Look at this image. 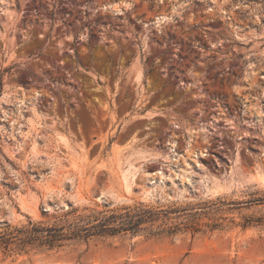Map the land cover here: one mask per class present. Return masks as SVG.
Wrapping results in <instances>:
<instances>
[{"label":"rangeland","instance_id":"374dc122","mask_svg":"<svg viewBox=\"0 0 264 264\" xmlns=\"http://www.w3.org/2000/svg\"><path fill=\"white\" fill-rule=\"evenodd\" d=\"M260 198L264 0H0V226L179 228L0 264H264Z\"/></svg>","mask_w":264,"mask_h":264},{"label":"trees","instance_id":"16d2710c","mask_svg":"<svg viewBox=\"0 0 264 264\" xmlns=\"http://www.w3.org/2000/svg\"><path fill=\"white\" fill-rule=\"evenodd\" d=\"M264 203V198L256 199ZM92 212L86 214L85 212ZM169 212L145 207H125L118 210L93 211L72 207L64 212L62 220L52 224L33 222L28 219L21 226H0V253L8 257L35 253L58 252L76 243H87L95 238L115 237L145 233L148 236L174 234L178 227L163 228L154 224ZM172 213V212H170ZM175 213V212H174Z\"/></svg>","mask_w":264,"mask_h":264},{"label":"water","instance_id":"95a60500","mask_svg":"<svg viewBox=\"0 0 264 264\" xmlns=\"http://www.w3.org/2000/svg\"><path fill=\"white\" fill-rule=\"evenodd\" d=\"M98 198H99V199H102V195H101V194H99V195H98Z\"/></svg>","mask_w":264,"mask_h":264}]
</instances>
